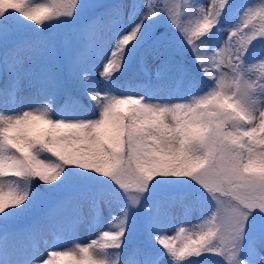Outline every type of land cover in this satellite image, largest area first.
<instances>
[{"label": "snow or ice", "instance_id": "1", "mask_svg": "<svg viewBox=\"0 0 264 264\" xmlns=\"http://www.w3.org/2000/svg\"><path fill=\"white\" fill-rule=\"evenodd\" d=\"M231 9L233 0H0V264H264V54L251 51L264 40V0L241 5L213 47ZM82 14L69 31L50 30ZM168 26L201 78L176 60ZM133 64L144 94L116 84ZM175 79L189 102L151 99ZM72 172L112 191L43 204L33 182L56 187ZM178 185L201 189L207 208L175 191L147 203ZM196 211L198 223L169 232L177 212ZM81 230L94 238L78 242Z\"/></svg>", "mask_w": 264, "mask_h": 264}, {"label": "rangeland", "instance_id": "2", "mask_svg": "<svg viewBox=\"0 0 264 264\" xmlns=\"http://www.w3.org/2000/svg\"><path fill=\"white\" fill-rule=\"evenodd\" d=\"M39 2H41V0H39ZM203 3L207 4L208 0H202ZM250 2V0H246L245 3ZM261 0H255V3H260ZM86 19V17L82 14L81 17H79L77 19V21H69V22H65V23H61L59 25H54L52 29H57L58 27H63V26H67L70 27L69 29H71L75 24L77 23H82L84 22ZM239 22V12L236 11V13L230 17H223L222 18V23L219 26L222 29H225L224 31H217V38L212 41L210 43V45H212L213 47H220L223 42L227 39L228 36V32L227 29L233 28L237 25V23ZM176 36V35H175ZM178 39L176 37H173L171 39V41L169 42V47L176 51L178 49V43H177ZM257 53H262L264 54V49H260L258 51H256L255 53H253L254 55ZM132 66V65H131ZM131 66H129L126 70H128ZM125 70V71H126ZM154 76V74H153ZM155 80V79H153ZM131 84V83H130ZM101 85L103 87H110L111 85L108 83H104L103 81H101ZM146 85L145 82L142 81H138L137 84L133 85L131 84V86L134 88V90L137 92V94H144V86ZM121 88H123L125 91H127L128 87H129V82H126L125 87L120 86ZM153 91H155L154 95L151 97V99L154 100V102H189L190 101V94L186 93L184 90L182 89H175L173 88V86L168 85V86H164V87H158V89L154 88ZM62 103V102H61ZM84 184L78 180V179H65V183L63 185H57L56 187L50 186V188H53L54 190H56L57 194L59 196L67 193H75V192H80V191H85V189L83 188ZM91 188L95 191H104V192H111L112 188L109 187V185L107 184H101L99 181H95L91 184ZM168 191H175V192H180L186 195L187 199L190 200H194L195 195H193L195 192L202 196V201L205 204V206L202 207V209H206L207 205L204 201V196L206 194L203 193V191L201 189H198L197 187H189L187 185H178L175 186L172 189L169 188H163L160 189L152 198H150V200L147 203H151L153 200L157 199L161 194H164L165 192ZM51 199L48 198L46 195L43 194L42 197V203L43 204H47L50 203ZM198 209H201V207H197ZM35 211H39V208H37ZM143 210L138 213V216H142ZM199 216H200V212L196 211L192 214V216H188V218L186 219L184 215H182L181 213L177 212V218L174 220L173 222V226L169 229V232H174L176 226H185V227H192L194 226L196 223H198L199 220ZM174 234V233H171ZM90 238H94V236H90L89 232L87 230H81L78 234H77V241L78 242H87L88 239ZM46 240L52 241V240H58V241H62L64 238L62 236V234H58V233H52L49 232L46 236H45ZM218 256H207V259H205L202 263L203 264H223V261L221 260V258ZM205 262V263H204ZM194 264H198V262H194Z\"/></svg>", "mask_w": 264, "mask_h": 264}, {"label": "trees", "instance_id": "3", "mask_svg": "<svg viewBox=\"0 0 264 264\" xmlns=\"http://www.w3.org/2000/svg\"><path fill=\"white\" fill-rule=\"evenodd\" d=\"M245 1L246 0H233V9L229 10L227 16H225V17H228V16L232 17L236 13L237 9H239L241 5L245 4ZM41 2H49V0H41ZM158 23L160 24L161 30H164L166 27V22L158 21ZM69 28L70 27L63 26V27H58L57 29H53V31L64 32V31H69L70 30ZM168 33H169V42L171 41V39L173 37H176L178 39V41H177L178 49L175 51L176 60L180 64H182L189 71V73L192 76L197 77V78H201L202 74H200V72H199V67L196 64L194 55L190 49H187L185 46H183L182 38L180 37L179 33L176 32L174 29H172L170 26H168ZM216 38H217V32L215 30H213V35H212L211 39L208 41V43L210 44ZM260 49H262V50L264 49V40H260V41L255 42L254 47L251 49V51H252V53H255L256 51H258ZM117 75L119 76V80L116 81V84L119 86H122V87H125L126 82H129L133 85L137 84L138 81H142V82L147 83L144 76L137 72L136 66L134 64L128 70H126L122 76L120 74H117ZM152 83H153V85H155L156 81L153 80ZM168 85L173 86V88H175V89H182L186 93L190 94L189 88L187 85V81H180L179 79H175V80H171V81H165V82L160 83L158 87H164V86H168ZM67 179H78L84 184L83 188L85 190H89V189L93 190L91 188V184L93 182H95V180H92V179H89L88 177L82 176L78 172L69 173ZM33 183L36 184L37 187L40 188L41 192L44 195H46L48 198L51 199V202L59 197L56 190H54L53 188H50V186L40 185L38 181H34ZM176 193H177V195H185V194L180 193V192H176ZM162 195L163 194H161L157 199H159ZM193 195H195V197H194L195 199L190 200V202H193L196 205V207H201V209H202V207L205 206V204L202 201V196L198 195L196 192ZM205 259H207V256L201 257L199 259L193 258L194 262H198V264H203L202 262ZM61 264H63V262H61Z\"/></svg>", "mask_w": 264, "mask_h": 264}]
</instances>
